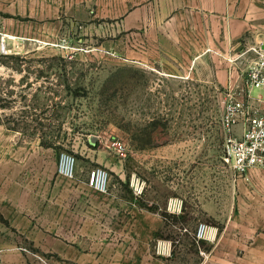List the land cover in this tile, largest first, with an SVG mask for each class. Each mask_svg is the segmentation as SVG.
I'll use <instances>...</instances> for the list:
<instances>
[{"label":"rangeland","instance_id":"374dc122","mask_svg":"<svg viewBox=\"0 0 264 264\" xmlns=\"http://www.w3.org/2000/svg\"><path fill=\"white\" fill-rule=\"evenodd\" d=\"M142 3L0 0V202H17L36 184L26 166L40 148L73 152L78 165L82 148H95L123 161L124 180L108 169L110 189L165 218L151 246L173 264H200L219 239L240 255L264 233V169L237 173L222 120L228 95L246 89L253 54H241L253 45L230 56L225 80L217 49L193 74L164 72L148 60L175 48L150 45L159 34L144 30ZM115 140L127 156L110 147ZM202 223L217 229L215 240H195ZM16 241L0 246V264H62Z\"/></svg>","mask_w":264,"mask_h":264},{"label":"crops","instance_id":"0c3cea01","mask_svg":"<svg viewBox=\"0 0 264 264\" xmlns=\"http://www.w3.org/2000/svg\"><path fill=\"white\" fill-rule=\"evenodd\" d=\"M141 14L144 30L159 34L149 39L150 45L175 48L148 60L167 73L193 74L217 49L225 80L235 51L254 44L264 48V0H144ZM210 73L214 77V64ZM81 151L85 162L77 166L76 177L68 179L57 174L59 155L38 150L26 166L36 184L22 187L17 202H0V216L6 220L5 226L0 221V246L12 248L17 239L28 240L62 264H173L170 252L151 246L166 225L159 211L124 200L114 188L96 192L87 182V173L95 166L124 180L123 161L95 148ZM113 235L122 241H114ZM223 243L219 239L200 264H264V233L240 255Z\"/></svg>","mask_w":264,"mask_h":264},{"label":"built area","instance_id":"2783aa9c","mask_svg":"<svg viewBox=\"0 0 264 264\" xmlns=\"http://www.w3.org/2000/svg\"><path fill=\"white\" fill-rule=\"evenodd\" d=\"M253 54L245 71L246 89H242L241 97L228 95L223 117L224 154L237 173L245 176L251 169H264V48L261 45L249 46L241 55ZM246 59V58H245ZM248 59V57H247ZM257 90V94L253 91ZM240 126V133L235 128ZM120 157L128 154L127 144L115 140L110 146ZM78 159L76 154L62 151L58 156L57 174L68 179L76 177ZM110 172L104 166H95L88 172L87 182L96 192H109ZM217 229L207 224H200L194 238L197 242L213 241ZM201 254L205 255L204 251Z\"/></svg>","mask_w":264,"mask_h":264}]
</instances>
